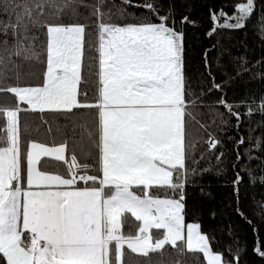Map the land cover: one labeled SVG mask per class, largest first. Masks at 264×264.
<instances>
[{
	"label": "snow or ice",
	"instance_id": "obj_1",
	"mask_svg": "<svg viewBox=\"0 0 264 264\" xmlns=\"http://www.w3.org/2000/svg\"><path fill=\"white\" fill-rule=\"evenodd\" d=\"M107 2L0 0V80L15 71L19 81L21 62L46 64L37 86H0V93L17 98L14 107L0 106V118L6 117L0 124V264H125V247L147 258V264H152V254H159L157 264H180L164 259L166 246L178 256L202 254L206 264H240L242 249L227 259L213 250L215 237L202 230L201 222H186V191L196 186L195 178L221 176L227 170L220 167L224 141L209 132L203 141L206 150L197 155L189 128L196 122L207 131L194 109L207 107L203 97L213 90L222 92L223 85L209 71L212 87L198 93L192 89L185 73V34L175 27L171 3L161 14L163 0H120L121 5L146 9L158 21L145 16L130 22L134 13L115 3L114 12L105 10ZM80 7H90L96 18L94 45L86 40L91 25L62 22L64 17H77ZM257 7V0H237L231 15L223 7L209 9L212 28L207 35L244 29ZM113 17L129 22L115 23ZM180 23L195 21L185 15ZM258 26L264 38V10L258 14ZM40 34L46 36V44ZM93 51L98 55L92 56ZM204 57L207 67V52ZM236 59L232 73L222 66L224 84L246 73L250 79L261 76L253 75L252 68L264 60L249 66L245 56ZM215 103L236 120L230 126L239 135L231 166L246 171L254 184L257 177L243 161L259 160L253 150L264 151V146L261 138L253 140V128L248 129L247 141L239 134L242 114L235 109L243 105V116H264V96L229 103L222 93ZM81 110H93L94 119H85L87 113ZM21 111L63 114L65 123L56 131L64 139L58 145L53 140L52 146L29 141L25 147ZM212 115L213 124L219 118L228 125L223 113ZM40 119L51 133L47 119ZM42 157L63 162L64 173L43 170ZM243 179L235 171L231 184L237 205ZM258 179L264 184V176ZM200 191L203 194V187ZM236 211L244 217L239 207ZM128 214L140 222L138 234L122 231ZM153 229L162 231L154 237ZM227 251L231 253V247ZM254 251L264 258L259 241ZM193 258L199 261L200 256Z\"/></svg>",
	"mask_w": 264,
	"mask_h": 264
},
{
	"label": "trees",
	"instance_id": "obj_2",
	"mask_svg": "<svg viewBox=\"0 0 264 264\" xmlns=\"http://www.w3.org/2000/svg\"><path fill=\"white\" fill-rule=\"evenodd\" d=\"M87 4H94L95 0H85ZM237 0H163L164 14L169 6V3L175 9V27L182 30L185 34V73L186 77L191 82V87L197 93L200 88L205 92L212 87V80L209 76L215 77L216 83L222 84V92L213 90L208 92L203 97L205 105L204 108L194 109L197 114V120L208 125L207 131L200 128L196 122L189 125L192 138L197 141V155L200 151H204L207 145L203 143L208 138V133H213L217 138L224 141L225 144V158L220 167H226V172L221 176L205 175L203 177H196L194 180L195 187H189L186 191V222L197 221L202 223V230L208 233L210 237L214 236L215 240L212 242L214 251H219L225 255L227 259H231L236 254L237 249H242L240 253V264H264V258L259 257L254 248L259 241L262 250H264V184L259 181L260 176H264V151L253 150V155L259 156V160L243 161L252 169L253 176L257 177L256 183H250L246 171H242L239 166L233 170L231 164L235 159V153L232 151L233 144L239 135L234 128L230 126L236 123L234 117L229 116L222 106L216 105V101L221 98L222 93L224 99L229 103H241L242 101H259L264 96V64L259 67L252 68V74L260 73L261 76L250 79L249 74L237 79L234 82L224 84L227 77L224 75V68L226 66L227 72L232 73L233 65L238 63V57L245 56L249 61V66L257 60H264V38L261 37L258 26V14L264 10V4L257 0V14H254L251 20L247 23L244 29L240 30H218L213 36H208L207 33L212 28V20L210 18V11L219 10L221 7L230 15L233 12V5ZM113 3L118 6L126 7L129 13H134L135 16L130 18V22H139L140 17H151V14L143 8L129 7L120 4V0H108L106 9L112 8ZM133 3H143V0H133ZM116 9L112 8L114 12ZM79 15L75 18L64 17L63 23H81L89 24L90 28L86 29V40L93 45L97 40V31L95 27V17L91 16L92 9L90 7H80L78 9ZM187 15L189 19L194 20L195 24H181L180 21L183 16ZM153 22H158L155 17H151ZM112 22L123 23L129 21L116 20L113 17ZM40 41L46 44L47 38L40 34ZM40 41L37 43L40 44ZM43 51V45L40 46ZM207 52V67L205 65L204 54ZM92 56L98 55L95 51L91 53ZM87 56V52H86ZM42 60H46V54L41 56ZM22 67L19 69L20 80L17 81L15 71L6 73L7 79L0 80V86H37L43 79V72L46 68L45 63L21 62ZM96 62L93 61V64ZM95 71V69H93ZM95 79V77H93ZM17 98L10 93H0V106L4 108L14 107ZM256 105L253 103V107ZM21 107H28L21 105ZM212 109L210 112L209 109ZM242 114V123L239 134L247 137L249 135L248 129L253 128L252 138H261L262 146H264V126H258V123L264 121V116L254 114L251 118L243 116L245 107L241 105L235 109ZM86 112L85 119L93 120V110H81ZM202 113V115H201ZM212 113H223V119L227 120L228 125H222L220 119H216V123H212ZM41 116L47 119L48 124L52 127V132L46 131L48 125L41 124ZM6 117L0 118V124H3ZM66 117L63 114L57 113H38L31 111L20 112L21 123V137L24 146H28L29 141L46 143L52 146L53 140L58 145L64 136L57 133V125L65 123ZM38 129V130H37ZM232 136V140L227 137ZM244 146L241 147L243 153ZM212 163L215 164V158H212ZM43 170L49 173L65 171L63 162L55 161L52 158H42L41 165ZM235 171H240L243 176V181L240 184L239 204L237 205L236 197L233 194L232 180L235 178ZM203 187L204 192L200 189ZM210 193V195H209ZM163 198V192L158 193ZM239 207L240 212L244 213L242 218L236 211ZM215 213V217L212 213ZM251 221V223H248ZM140 222L135 221L133 217L128 214L124 220L122 231L126 234H138V226ZM160 231L153 229V236L156 237ZM231 247L232 252L229 253L227 249ZM152 264H157L159 254H152ZM194 256H200L199 261L194 259ZM164 259L178 260L180 264H206V260L202 254L185 253L184 255H177L174 249L166 246ZM125 264H147V258L133 254L125 247Z\"/></svg>",
	"mask_w": 264,
	"mask_h": 264
},
{
	"label": "crops",
	"instance_id": "obj_3",
	"mask_svg": "<svg viewBox=\"0 0 264 264\" xmlns=\"http://www.w3.org/2000/svg\"><path fill=\"white\" fill-rule=\"evenodd\" d=\"M42 158H52V157H42ZM42 158H41V159H42ZM52 159H53V158H52Z\"/></svg>",
	"mask_w": 264,
	"mask_h": 264
}]
</instances>
